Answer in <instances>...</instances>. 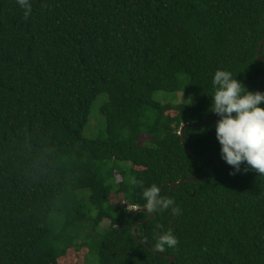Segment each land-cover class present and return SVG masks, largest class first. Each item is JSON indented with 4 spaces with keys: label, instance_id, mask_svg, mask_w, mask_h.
<instances>
[{
    "label": "trees",
    "instance_id": "obj_1",
    "mask_svg": "<svg viewBox=\"0 0 264 264\" xmlns=\"http://www.w3.org/2000/svg\"><path fill=\"white\" fill-rule=\"evenodd\" d=\"M31 3L25 19L16 0H0V264H59L83 248V264H168L140 241L157 251L169 230L178 246L157 252L173 264H264V174L221 159L218 116L184 142L220 167L161 190L213 165L178 131L214 115V73L255 92L264 0ZM101 97L106 136L86 140ZM153 184L181 211H156L136 237Z\"/></svg>",
    "mask_w": 264,
    "mask_h": 264
},
{
    "label": "clouds",
    "instance_id": "obj_2",
    "mask_svg": "<svg viewBox=\"0 0 264 264\" xmlns=\"http://www.w3.org/2000/svg\"><path fill=\"white\" fill-rule=\"evenodd\" d=\"M27 19L32 12L31 0H16ZM214 94L210 111L219 119L215 125L216 139L220 145L221 159L236 171L241 164L264 174V93L250 92L232 74L218 69L212 78ZM136 183V181H133ZM149 213L172 208L173 214L181 210L175 201L163 198L156 184L142 192ZM178 239L171 230L162 232L157 238L155 249L164 252L175 248Z\"/></svg>",
    "mask_w": 264,
    "mask_h": 264
},
{
    "label": "water",
    "instance_id": "obj_3",
    "mask_svg": "<svg viewBox=\"0 0 264 264\" xmlns=\"http://www.w3.org/2000/svg\"><path fill=\"white\" fill-rule=\"evenodd\" d=\"M264 45V39L261 41L260 45H259V48L257 50V57L258 59L263 63V68L261 70H258L255 72V77H256V89H255V92H261V93H264V58L261 56V50H262V47ZM260 71L262 72V74L260 75ZM247 89L249 91H252V89L250 88V86L248 85L247 86ZM217 117L216 114H214L210 119H207L206 121H204L203 123L201 124H198V125H190V124H185L183 126L180 127L179 131H178V135L180 136L181 138V143L182 145L185 147V149L193 156H195L197 159L201 160V161H213V165L212 167L208 170V172L206 174H204L202 177H199V178H194V177H191V178H186V179H180L178 180L177 182L175 183H172V182H165L161 188V190L165 187V186H169L170 190H173L174 188H177L179 187L181 184L187 182V183H197V182H200L202 180H204L205 178H207L211 173L212 171L217 168V167H220V164H221V161L219 159V157H216V156H210V157H206V158H203V157H200L196 154H194L193 152H191L187 146L185 145V142H184V131L187 129V128H199V127H203L204 125H206L207 123H209L210 121L214 120L215 118ZM200 172V169H197L196 171H194L193 173V176L194 175H197L198 173ZM143 211V210H142ZM143 212H148L147 211H143ZM155 216V212L153 213H150V216L148 217V219L144 222H137L133 225V230H134V235L136 236V232H135V228H136V225L137 224H145L146 222L150 221L153 217ZM137 237V236H136ZM143 246H145L150 252L160 256V257H163V258H166V259H169V263L168 264H173L175 262V257L173 256H169V255H165V254H161L155 250H153L152 248H150L145 242H142Z\"/></svg>",
    "mask_w": 264,
    "mask_h": 264
},
{
    "label": "rangeland",
    "instance_id": "obj_4",
    "mask_svg": "<svg viewBox=\"0 0 264 264\" xmlns=\"http://www.w3.org/2000/svg\"><path fill=\"white\" fill-rule=\"evenodd\" d=\"M104 97H101L99 100H97L92 108H91V113L89 115V122L86 125V127L84 128L83 131V137L86 140H99V139H104L105 138V119L103 118V116L100 114L99 112V107L101 104V101L103 100ZM180 96L177 94H163V93H159L156 95V99L161 101V102H168V103H178L180 102ZM182 101H184V98H182ZM146 137H142L140 139L139 144L142 143V141L145 139ZM116 181L119 182L120 181V177L116 176ZM118 201V200H117ZM101 228H106L109 223L108 221H103V223L101 224ZM87 249H81L79 251L76 250H69L65 256L61 257L58 260L59 264H83L85 262V258L87 260Z\"/></svg>",
    "mask_w": 264,
    "mask_h": 264
}]
</instances>
